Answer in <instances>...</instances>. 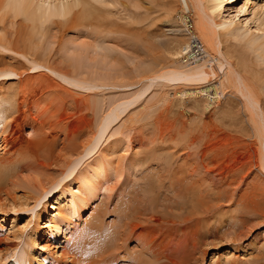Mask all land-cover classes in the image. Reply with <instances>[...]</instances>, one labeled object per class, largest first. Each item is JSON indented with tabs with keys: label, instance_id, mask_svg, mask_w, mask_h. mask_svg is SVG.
I'll return each mask as SVG.
<instances>
[{
	"label": "rangeland",
	"instance_id": "rangeland-1",
	"mask_svg": "<svg viewBox=\"0 0 264 264\" xmlns=\"http://www.w3.org/2000/svg\"><path fill=\"white\" fill-rule=\"evenodd\" d=\"M36 1L34 0L35 3H42L44 0ZM170 1L93 0L95 6L97 5L103 11L102 16L84 19L76 16L69 19L64 25H54L49 21L45 25L46 22L38 19L37 23L40 27L33 28V30L31 21L24 20L26 11L23 9L18 11L16 8L12 7L11 9L10 7L9 9L12 11L4 13V16L0 10V36L2 37L0 39L1 42L3 38L7 40L4 43L6 48L3 47V42L0 43V68L13 67L22 74L10 76L0 74V97H3L0 100V107L6 109L11 103V100H4L8 95L6 92L17 90L16 96L21 102V108L23 107L27 114L33 113L32 116L38 118V121L40 120L39 125H41L43 133L40 128L34 133L36 137L32 140L36 145L41 141L42 146L39 144L40 147L31 152L28 151L30 150L28 147H21V145L16 150L9 151L3 142L7 133L0 134V169L20 166L23 168L15 172L13 178L10 174L11 176L8 175L7 178L0 180V264H20L19 261L24 258L26 250L32 252V257H28L30 264H56L58 257L54 252L64 250H67L65 256L67 262L64 259L61 264H264V173L259 167L263 156L260 153L264 152L256 143L257 139L252 135L251 110L245 108L237 90L233 87L226 90L225 87L223 89L218 85L221 74L215 78L216 80L211 79L198 83L155 78L144 81L143 84H133L131 87H115V89L108 87L109 89L104 88L105 90L103 87H99V89L89 90L83 86H69L68 82L63 83L62 80L61 83L55 84V81L56 83L59 81V77L55 78L56 75L53 76V73L50 74L51 72L48 73L43 68L35 70L29 65L31 64L29 59L32 56L45 52L46 58L65 68L67 63L62 56L64 47L73 43L81 44L83 38L85 40L97 39L101 43L104 42L107 48L109 45L118 52L117 56L122 62V67L126 72L131 73L130 76L135 73L133 70L138 65L142 69L149 67L153 71L160 68L165 70L166 68L195 67L198 64L195 61L203 54L197 53L195 55L197 59L187 61L183 58L178 60L170 50H167L168 45L172 46L176 40L181 39L185 43H195L189 31L193 24L183 22L178 18L175 20L173 16H176V13L171 11L170 7L173 5ZM249 2L251 6H264V0H250ZM221 3L224 6L222 17L226 18L229 14H237L246 0L229 2L221 0ZM1 4L2 0H0V6ZM251 16L250 13L240 16L242 21L237 20L240 24L234 25L236 30L234 29V34L230 35L224 47L230 49L229 53L226 52L230 57L234 54L240 56L241 52H249L248 54L244 53L247 57L246 61L242 63L246 62L245 65L241 66L242 63L236 55L234 56L236 60L233 57L231 61L234 60L232 63L239 61L240 66L239 62L234 63V66L242 68L243 76L247 78L250 76L249 79L258 86L255 95L264 114V53L262 50L259 51V49L247 45L249 38L245 36L246 31L243 29L247 21L245 18ZM260 16L262 17L260 18ZM260 16L256 15L254 21L261 24V28L259 29L258 24H255L257 22L254 21L249 23L248 28L253 31L254 35L260 37L262 35L263 38L264 31L262 32L261 29L264 26V14ZM11 18L12 20H10ZM255 28L261 31L260 34ZM49 29L52 32L49 33ZM32 36L34 43L30 45L28 40ZM248 42L251 44L250 41ZM52 43L53 47L50 49L49 46ZM31 46L32 49L29 51ZM225 49L224 51H227ZM196 50L198 47L196 49V45L193 44L192 51L196 52ZM131 59L133 62L130 63ZM125 62L127 63L125 64ZM141 63L142 65H140ZM251 68L255 69L253 70L255 73L252 72L255 75L249 73L250 70L252 71ZM259 70H262L263 74L260 75ZM243 71L248 72L244 74ZM45 72L48 80H46ZM259 75L262 77H257ZM50 77L59 79H54V81L51 79L49 82ZM34 79H39L41 82L43 80L42 85H45L46 89L52 88L46 90L44 86H36L34 82L38 84V80ZM133 79L135 80V78ZM24 83L25 86L28 84L29 88H32V92L35 89L40 90V88L44 91L38 90L39 95H35L36 100L32 92L29 93L31 90L25 88ZM13 92L11 94H14ZM46 93L50 95L48 96ZM23 100L30 102L27 107L22 102ZM41 100L43 103L46 100L45 104ZM31 106H34V109H31ZM114 108L115 114L112 113ZM39 112L43 113L39 114ZM105 116H108V119ZM2 118L0 113V132L1 128L3 130L5 127V119ZM110 120L111 123H109ZM97 128L105 130L99 143L102 149L99 147L94 152L92 150L82 152L78 157L76 152L81 150L82 145L90 139ZM26 136H31V134ZM149 151H154L155 156ZM134 152L135 154H133ZM102 153L104 156L109 154L111 164H113V166L111 165L113 169L106 164L110 167H108L109 170L112 169L110 172L107 168L106 177L110 178V182L108 178L107 181L113 191H110L109 187H106L107 190L104 187L98 189L95 197L84 205L85 209L80 206L78 211L81 214L83 225H80L79 230H77L78 227H74L75 230L71 227L69 231L66 224L63 226L64 231L61 235L63 238L53 240L48 235L50 229H42L43 236L37 235L36 237L38 244L36 243L35 246L32 243V245L29 244L27 239L30 238L31 232L32 238L34 237L32 231L34 225L45 223L49 218V210L51 213L56 211L51 208V205L54 202H56L55 206L68 204L69 197L71 198L73 194L68 189L65 192L66 196L61 197L63 201L59 203L56 200L62 191H59L60 187H57L58 189L54 190L52 195L48 196L46 200L43 199L45 200L43 204L32 207L33 201L30 199L36 193L38 183L37 176L29 175L28 172L39 169L42 171L40 176L47 178L54 175L55 177L59 176L56 177L58 179L63 175L61 170L65 171L66 169L62 167L68 163L71 157H78L74 161L75 163L72 162L75 166L80 164L78 167L76 166L75 173L80 168H85L86 162L90 159L101 156L104 158ZM168 154L172 156L169 158ZM173 155L175 156L173 157ZM157 156L158 158H156ZM165 157L166 160H162ZM82 158L84 161L81 160ZM131 158L132 160L128 164ZM167 158H169L168 165ZM141 159L147 161L144 163ZM135 160L137 161L132 166L131 163H134ZM159 160L161 164L158 162ZM163 164L166 165L163 166ZM184 167L186 171L183 170ZM178 168H183V171L176 172L180 176L175 173ZM150 170L155 174L156 181L160 179L159 175L164 172L161 174L160 180H164L162 184L166 188L160 187L158 190L156 187L159 191L157 193H160L157 195L158 199H161L157 206V208L160 206L159 211L152 207L153 204L150 205L149 199H146L148 198L147 194L143 192L144 182L151 176ZM172 171L177 176L176 178ZM187 171L192 173L191 176ZM180 172H183L182 174L187 172V176L184 174L186 179L183 176L185 181ZM145 174L149 175L145 176ZM196 174L199 178L196 177ZM188 177L192 181H189L191 182L189 185L186 183ZM178 178H181L179 180L183 185L186 184L198 190L199 193L195 189L191 201L175 197L176 193L174 196L171 195L174 193L173 187L169 183L174 179L178 180ZM64 181L63 183L69 184L68 187L70 186L71 190H75L81 185L79 183L72 185L69 177ZM195 192L198 194L196 195ZM6 197H9L8 203L4 202ZM194 197L200 200V204L194 202ZM13 199L14 201H12ZM26 201H29L30 205H26ZM65 206L68 207V205ZM124 206L128 207L127 215L121 212ZM193 208V212L198 216L191 212L192 214L189 213L191 216L188 217L187 212L192 211ZM46 210H48L47 213H45ZM38 211H40V218L36 216ZM95 220L96 222L98 220V224L104 221L103 225L106 224L104 226L107 227L111 224L115 225L114 230L118 233L119 239L122 238L123 233L127 234L128 229L130 231V224L133 222H140L141 226H138L143 228L150 226L152 229L149 235L152 243L149 248H146L140 244L139 240L136 241L132 234H129L124 238L127 241L121 239L120 245L115 246L114 251L109 250L107 254L106 251L104 254L98 253L96 248L100 239H95L98 233L90 231L86 234L85 232L91 225L94 227ZM20 231H23L24 234H21ZM99 236H101L100 233ZM72 259L73 262H71ZM74 259L77 260V263L74 262Z\"/></svg>",
	"mask_w": 264,
	"mask_h": 264
},
{
	"label": "bare ground",
	"instance_id": "bare-ground-1",
	"mask_svg": "<svg viewBox=\"0 0 264 264\" xmlns=\"http://www.w3.org/2000/svg\"><path fill=\"white\" fill-rule=\"evenodd\" d=\"M39 1H41V0H39ZM229 1H232V0H227V2H229ZM249 1L250 0H246V3L242 6V8L238 11L237 14H229L226 18L222 17L223 16L222 12L224 10V6H223V3H221V0H171L170 1L171 5H173V6L170 7L171 11L173 13H176L175 14L176 16H173V18L175 20H177V18H178L179 20H181L183 22H190L191 24H193L192 29H190L189 31L191 32V35H192L193 39L195 40V43H192V42L185 43L184 40L180 39V40L174 41L172 46L168 45V47H167L168 49L167 50H170V52H172L171 54H173V56H175L178 60H180L181 58H183L184 60L187 59V61L190 60V59L194 60V59H197V56H195V55H197V53L198 54H200V53L203 54L202 57L199 56L198 60L195 61L198 64H196V66L192 67V68H183V69L166 68L165 70L160 68V69H158L156 71H153L149 67L148 68L146 67V68L142 69V67H140L138 65V66H135V69L133 70L135 73L133 72L134 74H132V76H130L131 73L126 72L124 67H122V62L119 61V56H117L118 52H116L113 48L109 47V45H108V48H107V46H106V44L104 42L101 43L97 39H95V40H90V39L85 40L83 38L81 39V44L73 43L71 45H68V46L64 47L62 56H63L65 62L67 63V66H65V68L56 65V62L51 61L49 58H46V56L44 55L45 52L43 54H41V55L32 56L29 59L30 60L29 62H31V64H29V65H30L31 68L32 67L35 68V70L39 69V68H43V70L47 71L48 73L49 72H51L50 74L53 73L52 74L53 76L56 75V76H54L55 78L59 77L60 79L57 78V79H59V81H57V83L55 81V84L61 83L60 81L62 80L63 83L68 82L70 84L69 86H71V85L78 86V87H82L83 86V88L84 87H85V89L89 88V90H92V89L95 90V88L99 89V87H103V89L104 88L106 89L108 87H112L114 89H115V87H117V88L118 87H122V88L123 87H131L133 84H137V83L140 84V83H142L144 81L152 80V79H155V78L156 79H159V78H163V79L170 78V79H173V80H181V81L182 80H186V81H189L190 83H192V82H197L198 83L200 81H208V80H211V79L213 80V79L217 78V76H220L219 74H221V77L224 75V77H222V78L220 77L221 80L219 81L218 85L221 86V88L225 87L226 90H228L227 88L233 87L241 95L242 99H240V100L241 101L243 100L242 102H244L245 108L251 110L250 111V113H251L250 114L251 115L250 125H251V129H252V132H253L252 135L257 139L256 143L260 146V149L264 152V114L261 111V108H260V106H259V104L257 102L258 98L255 95V93H257L258 86L254 84V81L249 79L250 76L248 78L246 76H243L242 71H241L242 70L241 67H240L241 69H239L240 64L242 62L246 61V57L247 56L244 55V53H246V52H241V54H239L240 56H238V54H234L233 55V53H231L233 56L230 57L228 55L230 49H228V48L225 49V47H224V45L227 43L228 39L230 38V35L232 33L234 34V31L236 30V28H234L235 27L234 25L240 24L239 22L242 21L240 19V16L246 15V13H250L252 16L245 18V19H247V21L245 23L246 26L243 28L246 31L244 33L245 36L246 37L248 36V38H249L247 40V45H249L252 48L259 49V51L262 50L263 53H264V37L262 38V35H261V37L257 36V35H254L253 31L248 28L249 23L250 22L253 23L254 18L256 19V17H255L256 15L260 16V15L264 14V6H261V5L260 6H253L252 5L251 6V3ZM102 3H104V2H102ZM10 7H11V9H12V7H14L18 11H20L21 9H23V11H26V13H24V20L31 21V25L33 26L32 30H33V28L37 29V28L40 27V26H38V23H37L38 19L39 20L40 19L43 20L42 22H46L45 25H47L48 21L54 23V25H59V24L60 25H64V23H66L69 19L74 18L76 16H78L79 18H83L84 19V18H90V17H93V16L94 17L102 16V12H103L102 10H100L99 7H97V5L95 6V3H93V0H44L42 3H39V2L35 3L34 0H2V4L0 6V10H2L3 16L5 15L4 13H6L8 11L9 12L12 11L11 9H9ZM23 11H21V13H23ZM220 14H222V15H220ZM13 16H14V14H13ZM15 16H16V14H15ZM16 17H15V20H16ZM261 17L262 16H260V18ZM12 18H14V17H12ZM12 18L10 20H12ZM258 18L259 17H257V19ZM237 20L239 22H237ZM11 22L14 23V21H11ZM42 22H40V23H42ZM254 22H257V21H254ZM255 24H258V22L255 23ZM260 25L259 24L257 25V27L259 29L261 28ZM259 29L258 30L256 29V30L260 34L261 31ZM49 30H50L49 33L52 32L51 29H49ZM261 30H262V32L264 31V26H263V28ZM47 33H48V28H47ZM88 38H90V37L88 36ZM1 39H2V37H1ZM1 39H0V43L2 44V42H3V47H5L4 43H6L7 40H5L3 38L2 42H1ZM32 39H33V36L28 40L30 45L34 43V41ZM248 41H250L251 44ZM193 44L196 45V49L198 47V50H196V52L192 51ZM52 47H53V43L50 44L49 48L51 49ZM5 48H4V50H5ZM31 49H32V46L29 49V51H31ZM224 49L227 50V51H224ZM226 52H228V53H226ZM234 53H237V52H234ZM248 53L249 52H247L246 54H248ZM235 55L237 56V58L239 57V60L241 61V63L239 61H236L237 63L239 62V66H234L236 64V62H234L235 63L234 64V63H232L234 60L231 61V58L233 59V57ZM115 57L116 58L118 57V59H115ZM123 58H125V57H123ZM132 58H133V56H132ZM235 60H236V58H235ZM198 61H200V62H198ZM131 62H133V59L130 60V63ZM126 63L127 62H125V64ZM130 63H128V64H130ZM245 64H246V62L244 64L242 63L241 66L245 65ZM140 65H142V63ZM145 65L147 66V64H145ZM194 65H195V63H194ZM251 69H252V71L250 70L249 73L250 72L252 73V72H254L253 70H255L253 68H251ZM245 70H247V69H245ZM0 71H1L0 74H4L5 76L6 75H9V76L10 75H16V74L17 75H22V74H20V72L16 68H13V67L12 68H4V67H2V68H0ZM256 71H258V70L256 69ZM246 72H248V71H246ZM246 72L243 71L244 74ZM254 73H252L251 75H253ZM227 74H228V76H227ZM261 74H263L262 70L260 71V75ZM45 75H46V72H45ZM260 75L257 76V77H260ZM47 77L48 76L46 75V78ZM3 78H4V76H3ZM46 78H44V79H46ZM130 78H132V80H130ZM133 78H135V80ZM26 79H25V81H26ZM51 79H53V78L50 77L49 82L51 81ZM54 79H53V81H54ZM57 79H55V80H57ZM34 80L35 81L38 80L37 81L38 84H35L36 82H34V85H36V86L40 85V87L44 86V89H46L45 88L46 86L42 85V82H44L43 80H42V82L39 79H34ZM46 80H48V78ZM45 82L47 83L48 81H45ZM212 85H210V86H212ZM24 86H25V83H24ZM36 86H35V88H36ZM22 87H21V89H22ZM32 87H34L33 84H32ZM25 88L29 89V91L32 89V88H29L28 84H27V86H25ZM51 88L48 87V89H46V90H50ZM44 89H41V88H40V90L39 89H35V90H33V92L31 90L29 93L32 92V95L34 97L37 94L39 95L38 90L39 91H41V90L44 91ZM13 91L12 90L11 91H7L6 93L8 95L4 98L5 101L6 100L7 101L11 100L10 105L6 109H2V106L0 107V113H1V116H3L2 119H5V123H4L5 127H3L4 128L3 130L1 128L0 134L1 133L5 134V132L7 133V135L4 136L3 142L5 143V146L7 148H9V151H14L21 145V147H23V146L28 147V149H30L28 151L31 152V151L36 150V148L40 147L39 144H40L41 141H39V143H37V145H36L34 140H32L34 137H36V135H34V133H36L37 129H38V131H39V128L41 129V127H40L41 125H39L40 124L39 123L40 120L38 121V118L32 116L33 113H30L31 115L28 113L29 114L28 115L26 113V110H24L23 107L21 108V106H20L21 102H19L18 97L16 96L18 94V92H17V90L14 91V92ZM19 91H23V90H19ZM12 92L14 94H11ZM48 93H50V92H48ZM48 93H46V94L48 95ZM20 94H22V93H20ZM11 96H13V97H11ZM41 96H42V94H41ZM42 97H44V95ZM2 98L3 97H0V100ZM39 98H41V97H39ZM32 100H33V98H32ZM36 100H37V97H36ZM22 102L24 103V105H26V107L30 103V102H28L26 100H23ZM41 102H42V100H41ZM45 102H46V100L44 101V103L43 102L42 103L45 104ZM42 103H41V105H43ZM31 105H33V104H31ZM22 106H23V104H22ZM31 107H32L31 109H34L33 108L34 106H31ZM28 108H26L27 111H28ZM46 108H47V106H46ZM112 110H113V112H112ZM112 110L110 109V111L112 113H114L115 108L112 109ZM115 112H116V110H115ZM40 113L41 112H39V114ZM105 118L108 119V116L107 117L105 116ZM105 118H103V119H105ZM109 119H110V116H109ZM46 121H47V119H46ZM114 121H116V120H114ZM109 123H111V120H110ZM108 124H107V126H108ZM100 127H102V126H100ZM52 129H53V127H52ZM104 131L105 130L103 128H101V129L97 128V130L94 131L93 134L91 132L92 136L90 137V139H88L87 142H85L82 145L81 150H79V152H76L77 153L76 155L78 156L82 152L85 153V152H89L91 150L94 152L95 149L98 150L99 147H100L99 143L101 142L100 139L103 138L102 136L104 134ZM25 132L27 134H31V136H26L27 134L25 135ZM41 133H42V129H41ZM46 134H47V132H46ZM50 138H51V136H50ZM40 145L42 146V144H40ZM45 145H47V143ZM51 145H49V146H51ZM107 146H106V148H107ZM128 148H126V149H128ZM101 152H99V153L101 154ZM149 153H153V155H154V151H151V152L149 151ZM74 154H75V152H74ZM100 154H99V156H100ZM133 154H135V152ZM260 154H263V156L260 155V156H262V159H261V165H259V167L261 168V171L264 173V153H260ZM72 155H73V153H72ZM102 155H103V153H102ZM126 155H127V153H126ZM153 155H150V157L151 156L153 157ZM170 156H172V155H169V158H170ZM174 156L175 155H173V157ZM78 157H80V156H78ZM131 157H133V156H131ZM77 158L76 157H71L70 158L68 163L65 164L64 167H62L64 169L65 168L66 169H65V171L61 170V174H63V175H62V177H60L58 179L56 177H59V176L55 177L54 175H52V177H47V178H45L43 176H40L42 171L39 170V169H35V171L28 172L29 175H34V176L36 175L37 176L36 180H37V183H38L37 184L38 187H37L36 193L30 199V200L33 201L32 207L33 206L36 207V205L43 204L44 201L46 200V198L48 196L52 195L54 190L58 189L57 187H60L59 191H62V194L56 200V201H59V203H61L63 201L62 198L66 196L65 192L68 189H69V191H71V194H73L71 196V198L69 197V203L68 204H59L58 206H55L56 202H54L51 205V208L55 209L56 211L51 213L50 210L48 209L49 210V218L47 219V221L45 223H42V224L37 223V224H35L37 226H35L33 224L34 227H33L32 231L34 232V237L32 238V232H31L30 238L28 237V239H27V242L29 244L32 243L34 246H35L36 243L38 244L36 237H37V235L38 236L39 235L43 236L42 229L46 230V229L49 228L50 231H49L48 235L53 240L54 239L58 240L60 238H63V236H61V235H63L62 232L64 231V227L63 226L66 225V224L68 225L67 230H69V231H70L71 227H73V228L74 227H78L77 230H79L80 225H83L81 223V217H80L81 214L78 211L80 209V206L85 209L86 207H84V205H86L90 199L95 197L96 192H97L98 189H102L104 187L107 190L106 187L111 186V185H109L110 184L109 183L110 182V178L106 177L107 176V173H106L107 168L109 166L112 168V166H113V164H111L112 161L110 160L111 158H110L109 154L108 155L106 154L104 156V158H102V156L101 157H94L92 159L89 158L90 161L86 162V164H85L86 166L83 165L85 168H80L77 172L74 173V170H75V168L77 166V165L75 166V164H74L75 162L74 161ZM144 158L146 159V157H144ZM156 158H158V156ZM169 158H167V165L169 163V161H168ZM50 159H48V160H50ZM81 160H83V158ZM107 160L108 161L110 160V161L108 162ZM131 160H132V158L128 161V164L130 163ZM160 160L158 162L161 164ZM162 160L165 161L166 157H165V159H162ZM79 161H77V163ZM136 161L137 160H135L134 163H131L132 166L136 163ZM141 161H143L145 163V161H147V160L141 159ZM72 162H74V163H72ZM156 163H157V161L155 162V164ZM106 164H108L109 166H107ZM121 165L124 166V164H122V163H121ZM164 165H166V164H163V166ZM163 166H162V168H163ZM171 166H173V165H171ZM25 167H28V166H25ZM126 167H128V166H126ZM109 168H108V170H109ZM20 169H23L22 166H20V167H11L9 169L2 167L0 169V180L7 178V176L10 175V174L12 175V176L10 175L11 178H13L14 173L18 172V170H20ZM112 169H110L109 171L111 172ZM178 169L177 170L174 169L175 173L179 172L183 168L179 169V170ZM157 170H159V169H157ZM163 170H165V169L163 168ZM169 170H168V172H169ZM183 170L186 171L185 167H184ZM154 171L156 172V169ZM151 172L152 171L150 170V173ZM187 172H188V174H190L189 171H187ZM187 172H184V174H186V176L188 175ZM57 173H59V172H57ZM157 173H158V171H157ZM162 173H164V172H162ZM172 173H173V171H172ZM182 173L180 172V174H182ZM50 174H51V172H50ZM161 174L159 175L160 179L162 177ZM184 174H182V178H183ZM191 174H190V176H191ZM202 174H204V173H202ZM148 175L145 174V176H148ZM165 175H167V174H165ZM169 175H171V174H169ZM173 175H174V173H173ZM177 175H179V173ZM154 176H155V174L151 173V176L149 177V179H147V180L145 179L146 180L144 182V185H145L144 188L145 189H144L143 192L145 194H147L148 198H146V199H149V201L151 203L150 205L153 204L152 207H154L156 209L157 206H158V203H160V200H161V199L160 200L158 199L157 195H159L160 193H157L159 191H157L156 187L159 190L160 187L166 188V186H163V184H162V182L164 180L162 181V180L158 179V181H156ZM174 176H171V177L174 178ZM68 177L70 178V180H71L70 183L72 185L75 184V183L76 184L79 183L81 185L78 186L77 188L74 187L75 190H71L70 186L68 187L69 184L63 183V181L65 179H68ZM176 177L177 176H175V178ZM196 177H198L197 174H196ZM107 178L109 179V182L107 181L108 180ZM184 178H185V176H184ZM184 178H183V180L185 181L186 178L185 179ZM188 178H187L188 180H187L186 183H188V185H189V183H191L192 181L190 180V177H188ZM194 178H192V179H194ZM179 179H181V178H178V180L174 179V180H172V182L170 181L171 183H169V184H171V187H173V193H174V194H171V193L170 194L174 196L175 193H176L177 195H175V197H180V199L183 198L184 200L186 199V200H190L191 201V198L194 195V191H195L196 188L187 186L186 184L183 185L180 182ZM189 181H191V182H189ZM10 182L12 183V181H10ZM14 184H16V183H14ZM166 184H168V183L166 182ZM166 184H164V185H166ZM109 188H108V190L111 189V188L110 189ZM168 188H169V186L167 185V189ZM112 189L110 191H113ZM170 190H171V188H170ZM73 191H74V193H72ZM196 192H198V190ZM198 193H196V195ZM143 196L145 198L144 194H143ZM200 196H203V195H200ZM196 197H194L195 198L194 202L200 204V200L197 199ZM16 198H18V197H16ZM44 198H45V200H43ZM144 198H142V199H144ZM12 201H14V199ZM143 201H145V200H143ZM4 202L8 203L9 202V197H6L4 199ZM28 202L29 201H26V205L29 204ZM13 203H15V202H13ZM189 204H192V203H189ZM44 205L46 206V204H44ZM65 205H68V207H66ZM181 205L183 206V203ZM125 206L121 210V212L124 215H127V211H129V210H128V207L125 208ZM159 207L157 208V210L159 209ZM48 210H46L45 213H47ZM193 211H194V208H193L192 211H190V212L188 211L187 213L189 214V213H191ZM121 214H120V216H121ZM191 214H189L188 217L191 216ZM193 214L198 216L197 213L193 212ZM200 214H201V212H200ZM202 214H203V212H202ZM39 215H40V211H38L36 213L37 217H39ZM69 215H71V216L69 217ZM119 218H121V217H119ZM198 219H199V217H198ZM185 221H186V219H185ZM97 222H98V220H97ZM97 222L95 220V222L93 224L94 227L91 225L90 227L87 228V230H85V232H86V234L89 233L90 231L94 232V233L96 232V234L98 233L97 236H95L96 237L95 239H97V238L100 239V241L98 242V246L96 248L98 253L102 252L104 254V251H106L105 253L107 254V251H109V250L111 251V250L114 249L115 246L120 245L119 242H120L121 239H122V241H125L126 239H124V238H126L129 234H132V237L134 236L136 238V241L139 240L140 244L144 245V247H146V248L147 247L149 248V246L152 243V240H150V235H149V232H150V230L152 228H150V226H148L149 228L147 226H144L146 228L139 227V226H141V225H139L140 222H133L132 224L134 226L132 224H130V227H131L130 231H129V229L127 230V228H126V230H127L126 233L127 234L123 233L125 236L122 234V238L121 239L118 238L119 237L118 233L114 230L115 225H112V224L110 225L109 224L110 226L107 227V226H104L106 224L103 225L104 221L101 222L100 224H98ZM119 222H120V219H119ZM119 222H118V224H119ZM146 222H148V221H146ZM143 224H145V223H143ZM126 227H129V226L126 225ZM118 229L119 228H117V230ZM141 229H143V230H141ZM74 230H75V228H74ZM20 232H21V234H24L23 231H20ZM99 233L101 234V236H99ZM25 253L26 254H24L25 255L24 258H21V260L19 261L20 264H30L29 261H28L29 260L28 257L29 258L32 257V252H31V250H26ZM54 253H56V255L58 257L56 264H61L62 260H64L66 258L65 256L67 255V250H64V251H61V252H56L55 251ZM137 253H139V252H137ZM71 255H69V256H71ZM104 260H105V258H104ZM64 261H66V259ZM69 261H70V259H69ZM76 261L77 260L74 259V262H76ZM71 262H73V259L71 260ZM85 263H87V262H85Z\"/></svg>",
	"mask_w": 264,
	"mask_h": 264
}]
</instances>
